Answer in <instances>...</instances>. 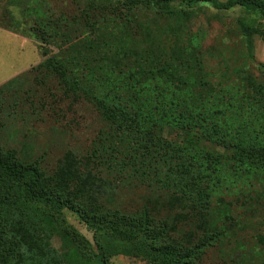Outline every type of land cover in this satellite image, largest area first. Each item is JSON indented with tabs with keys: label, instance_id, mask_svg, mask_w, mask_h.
<instances>
[{
	"label": "trees",
	"instance_id": "16d2710c",
	"mask_svg": "<svg viewBox=\"0 0 264 264\" xmlns=\"http://www.w3.org/2000/svg\"><path fill=\"white\" fill-rule=\"evenodd\" d=\"M8 2L20 14L5 9L0 28L56 48L45 50L47 57L29 72L52 98L35 105L26 97L28 107L37 113L56 106L63 118L65 104L72 111L90 106L102 126L88 147L67 149L53 173L41 157L0 143V264L22 256L10 206H21L43 233L53 229L69 239L82 264H108L114 241L97 243L95 254L84 236L61 226L64 208L99 235L114 218L127 222L135 232L124 247L153 264H203L232 218L224 194L264 180V63L259 75L239 69L236 79L218 84L205 73L197 36L182 25L151 30L146 17L189 21L176 2L239 6L254 20L251 32L260 34L264 0H88L79 14L56 10L49 0ZM239 24L253 58L252 34ZM61 129L76 136L70 124ZM172 133L176 138H168ZM127 181L146 192L129 210L118 205ZM197 216L201 235L182 228Z\"/></svg>",
	"mask_w": 264,
	"mask_h": 264
},
{
	"label": "rangeland",
	"instance_id": "374dc122",
	"mask_svg": "<svg viewBox=\"0 0 264 264\" xmlns=\"http://www.w3.org/2000/svg\"><path fill=\"white\" fill-rule=\"evenodd\" d=\"M49 1L56 10L64 9L79 14L87 8L88 0ZM13 6L8 0H0V21L7 8L20 14L21 8ZM173 6L175 9L188 10L190 20L178 16L157 20L152 13H148V27L151 30L160 27L170 30L182 25L185 33L190 31L197 36V44L203 47L205 52V73L210 74L216 83L226 86L232 79H236L237 70L244 68L259 75L258 64L264 63V16L261 19V33L253 34L251 29L255 26L254 20L244 18L249 15L239 6L219 9L210 2H199L198 5L176 2ZM109 12L106 11V15H109ZM240 20L243 28L252 34L253 58L248 56L250 50L241 35V27L240 30L238 28ZM48 49L56 51L54 47L39 46V43L30 38L0 28V87L17 77L16 81L7 85L0 93V143L5 149L14 148L22 150L28 156L41 157L42 166L53 173L67 149L88 147L102 125L98 114L86 105L76 106L72 111L65 104L62 106L66 112L63 118L59 116V108L56 106V112L47 106L45 112L40 110L37 113L32 111L37 108L28 107L29 101L26 97L35 105H38L41 99L52 98L46 88L43 89L33 82V74L29 73L32 67L47 57L43 52ZM53 86L49 83L48 88L52 89ZM71 120L75 122L72 123ZM65 122L75 128L76 136H71L66 129L59 130L68 125ZM168 138L174 139L176 135L172 133ZM128 182L121 185L122 190L118 198V205L126 210L135 206L146 193L143 188ZM224 195V202L227 206L229 204L232 218L228 219L225 225V236L220 235L218 242L205 251L203 264H230L235 260L246 264H261L264 261V180L253 188L238 185ZM212 207L214 210L221 207L219 200L215 198ZM7 213L13 225L12 230H15L14 238L23 244L22 256L16 259L14 264L83 263L74 257L69 239L53 229L43 233L34 219L22 211L21 206H14L13 209L10 206ZM59 215L61 226L65 229L69 226L84 236L91 243L95 254L99 252L97 243L113 240L112 255L108 264H153L132 253L130 248L124 247L135 232V228L127 222L114 218L99 235L89 230L70 209H62ZM199 221L197 216L194 221L183 222L182 228L189 233L196 232L201 235L202 232L196 227L201 225ZM116 245L119 247L116 248Z\"/></svg>",
	"mask_w": 264,
	"mask_h": 264
}]
</instances>
